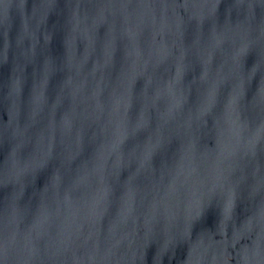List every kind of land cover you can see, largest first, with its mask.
<instances>
[{"label": "water", "instance_id": "obj_1", "mask_svg": "<svg viewBox=\"0 0 264 264\" xmlns=\"http://www.w3.org/2000/svg\"><path fill=\"white\" fill-rule=\"evenodd\" d=\"M0 264H264V0H0Z\"/></svg>", "mask_w": 264, "mask_h": 264}]
</instances>
